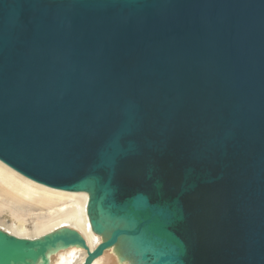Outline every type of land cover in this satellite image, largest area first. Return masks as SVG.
<instances>
[{
	"label": "water",
	"instance_id": "water-1",
	"mask_svg": "<svg viewBox=\"0 0 264 264\" xmlns=\"http://www.w3.org/2000/svg\"><path fill=\"white\" fill-rule=\"evenodd\" d=\"M0 161L101 237L0 229V264H264V0H0Z\"/></svg>",
	"mask_w": 264,
	"mask_h": 264
},
{
	"label": "bare ground",
	"instance_id": "bare-ground-1",
	"mask_svg": "<svg viewBox=\"0 0 264 264\" xmlns=\"http://www.w3.org/2000/svg\"><path fill=\"white\" fill-rule=\"evenodd\" d=\"M86 201L85 192L65 191L37 183L0 161V229L9 234L35 238L68 226L77 230L93 248L101 237L90 228ZM69 249L71 247L64 252L73 254L71 250L68 252ZM67 261L62 256L53 264H66Z\"/></svg>",
	"mask_w": 264,
	"mask_h": 264
},
{
	"label": "rangeland",
	"instance_id": "rangeland-1",
	"mask_svg": "<svg viewBox=\"0 0 264 264\" xmlns=\"http://www.w3.org/2000/svg\"><path fill=\"white\" fill-rule=\"evenodd\" d=\"M112 247L108 248L107 250H105L103 252V254L98 257L96 260H94V262L92 264H120L121 261L118 258V256L116 255V251L113 250L111 251ZM72 251L73 254L71 253H65L64 249L62 250V252L60 253V251L53 253L50 255V264H53V262H57V260H61V257L64 256L66 258H68V261L66 262V264H80L86 253L85 250L78 248V247H71V249L68 250ZM116 255V256H115ZM114 260V261H113ZM122 264H125L124 261L122 262Z\"/></svg>",
	"mask_w": 264,
	"mask_h": 264
}]
</instances>
